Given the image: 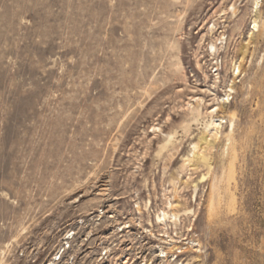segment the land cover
Returning <instances> with one entry per match:
<instances>
[{
  "label": "rangeland",
  "instance_id": "rangeland-1",
  "mask_svg": "<svg viewBox=\"0 0 264 264\" xmlns=\"http://www.w3.org/2000/svg\"><path fill=\"white\" fill-rule=\"evenodd\" d=\"M256 7L0 0V264L47 253L80 210L131 195L180 203L163 234L197 243L188 263L264 264V0ZM228 94L216 139L206 112ZM203 135L211 169L185 171Z\"/></svg>",
  "mask_w": 264,
  "mask_h": 264
},
{
  "label": "built area",
  "instance_id": "built-area-1",
  "mask_svg": "<svg viewBox=\"0 0 264 264\" xmlns=\"http://www.w3.org/2000/svg\"><path fill=\"white\" fill-rule=\"evenodd\" d=\"M173 222L176 221L170 218L163 221V209H154L148 197H110L98 206L80 210L67 221L58 242L47 253L46 249H36L29 256L22 250L20 261L22 264H193L186 260V249L196 248L197 243L187 238L176 240L169 232L163 234V226Z\"/></svg>",
  "mask_w": 264,
  "mask_h": 264
},
{
  "label": "bare ground",
  "instance_id": "bare-ground-1",
  "mask_svg": "<svg viewBox=\"0 0 264 264\" xmlns=\"http://www.w3.org/2000/svg\"><path fill=\"white\" fill-rule=\"evenodd\" d=\"M255 4L257 5L256 8H258V5H259V0H255ZM232 10H233V13L236 12V9L234 8V6L232 7ZM258 9L256 10V14H255V18H254V28L255 27H260L259 25V15L257 13ZM223 18V17H222ZM264 21V20H263ZM215 27V26H214ZM258 31V29H256ZM211 31H213V26L211 27ZM254 34V33H253ZM252 34V35H253ZM219 41V40H218ZM217 41V42H218ZM215 42V41H214ZM219 44V43H218ZM250 45V44H249ZM245 46V45H244ZM248 46V45H247ZM219 47L217 46L216 42L215 43H212L211 45V50L213 52H216L218 51ZM247 47L245 48V50L243 51L242 54H245L247 52ZM245 57V56H244ZM242 60L239 62V65H238V69H237V72L236 74H239L240 73V67L242 66ZM219 78V77H218ZM219 81V79H217ZM234 82V81H233ZM216 86V85H214ZM233 88L232 86L230 87V92H232ZM215 95V94H214ZM229 94L227 95V98H223L221 101L219 100V102L217 103L218 105L215 106L211 111H207L206 114H208V117L209 119L206 120L204 119L205 121V130L206 132H209L210 134H212V136H214L216 139H218V136L219 134L221 133V128H222V124H223V119H216L215 116L218 115L220 112H225L228 108V103H229ZM218 98V97H217ZM200 99V98H199ZM197 100V99H196ZM202 100H200L201 102ZM200 102H198V105L192 109V113L194 114L193 117H195V120L198 121L199 120V117L202 115V112L201 110L199 109V105H200ZM230 110V109H229ZM232 114V113H231ZM235 115H232V118H234ZM192 117V118H193ZM202 117V116H201ZM194 119V118H193ZM231 125L232 127H234V120H231ZM231 127V128H232ZM229 136V135H228ZM210 138V137H209ZM200 143H201V146H200ZM203 143H209L207 141V136L206 135H203L200 139H199V142L198 143H195L194 146H193V149H192V152L191 154H188L186 157L184 156V159H183V163H182V168L185 169V171L188 169L192 170V169H198L199 167L201 168V166H205L207 167L208 169H211V159H210V156L208 153H206L204 150H203V147H202V144ZM204 145V144H203ZM206 147V146H205ZM210 149V148H209ZM209 151V150H208ZM190 153V151H189ZM190 170L188 172H190ZM187 172V174H188ZM192 175V174H191ZM192 177V176H191ZM189 176V179L191 178ZM208 177V176H207ZM188 178V177H187ZM193 178V177H192ZM191 178V179H192ZM205 178L206 176L203 175L200 179L197 180V182H194L193 183V186H194V189L197 190L199 188V183H202L203 181H205ZM171 180V179H170ZM188 180V179H186ZM178 181V180H177ZM184 182V181H183ZM182 182V183H183ZM189 182V181H188ZM179 183V182H178ZM177 183V184H178ZM187 183V181H186ZM180 184V183H179ZM184 184V183H183ZM176 185V184H175ZM182 186V185H181ZM180 186V187H181ZM187 186V185H186ZM176 188V187H175ZM174 189V188H173ZM172 189V191H173ZM182 189V188H181ZM200 189V188H199ZM177 189H175L176 191ZM179 190V189H178ZM199 191V190H198ZM177 192V191H176ZM197 192V191H196ZM175 193V192H174ZM173 194V193H172ZM170 194V196L172 195ZM177 195V194H176ZM179 197V195H178ZM169 198V197H168ZM172 199V198H171ZM170 199V202L168 203V206L167 204L165 205L168 209L167 211L164 210L163 208V221H166L167 218H170L172 219L173 221H176L178 220L177 218H179V213L178 211L180 210L179 207H180V203L178 201L179 204H174L172 203ZM177 200V199H176ZM169 200H167L168 202ZM174 202V201H173ZM188 207V206H187ZM192 211V210H190ZM184 213H188V212H184ZM183 213V214H184ZM193 213V212H192ZM182 216V215H180ZM175 224V222H173ZM177 224V223H176Z\"/></svg>",
  "mask_w": 264,
  "mask_h": 264
}]
</instances>
